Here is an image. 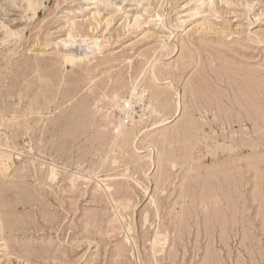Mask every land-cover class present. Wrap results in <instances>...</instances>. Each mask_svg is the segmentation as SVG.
I'll return each mask as SVG.
<instances>
[{"label": "rangeland", "instance_id": "1", "mask_svg": "<svg viewBox=\"0 0 264 264\" xmlns=\"http://www.w3.org/2000/svg\"><path fill=\"white\" fill-rule=\"evenodd\" d=\"M206 1L0 0V264H264V0Z\"/></svg>", "mask_w": 264, "mask_h": 264}, {"label": "bare ground", "instance_id": "2", "mask_svg": "<svg viewBox=\"0 0 264 264\" xmlns=\"http://www.w3.org/2000/svg\"><path fill=\"white\" fill-rule=\"evenodd\" d=\"M194 1H195L196 8L203 7L207 2L206 0H194ZM75 42H77V45L75 47H72L69 50V52L75 55H79V58L80 56L82 57L89 56L91 53H94L95 51L100 49L97 43L92 41V38L88 36H84V37L81 36V38L78 40H75ZM65 58L68 61L74 60V57L70 55H66ZM153 76H155L156 79H159L158 76L155 75V73H153ZM156 82H158V80ZM171 88H173V84L172 86L166 87L164 89L159 88V86H157L156 83H153V86L151 85V88L149 89H146V87H143L141 85H134L133 88L130 90V98L131 99L141 98L142 101L145 100V107H144L145 109L149 110L151 114L153 113L155 116L163 117L162 113L164 111L165 112L171 111L173 108L171 105V101H170V96L172 93L171 90H173ZM137 101L139 100L137 99ZM126 102L127 101L125 97L121 96L116 99L115 104H114V107L120 109L119 118H116V121L114 120V123L117 124V126L119 127L118 129L116 128L117 130L115 134L116 140L120 139L122 136H126L125 132L132 128V127H125L126 126L125 124L130 122L129 120H127V118L130 117V114H129L130 111L129 110L126 111V105L133 106V107H135V105H132ZM189 108L190 106H188V103L185 100H182V98H180L177 102V105L174 108V111L176 113L175 118L186 114ZM132 118L133 117H131V119ZM159 119H158L159 126H162V125L165 126L169 122V120L168 122H166L165 119H161V118ZM132 132L133 131L131 130V133ZM128 141L129 140H127V142L125 141V143H128ZM0 155L2 154L0 153ZM0 162L4 164V159H0ZM155 252H157V250H155V247H154V253Z\"/></svg>", "mask_w": 264, "mask_h": 264}, {"label": "built area", "instance_id": "3", "mask_svg": "<svg viewBox=\"0 0 264 264\" xmlns=\"http://www.w3.org/2000/svg\"><path fill=\"white\" fill-rule=\"evenodd\" d=\"M127 110H129L130 112H129V114H130V117L129 118H127V120H129L130 121V119H131V117H133L132 116V114L134 113V111H135V107H133V106H129V105H126V111Z\"/></svg>", "mask_w": 264, "mask_h": 264}]
</instances>
